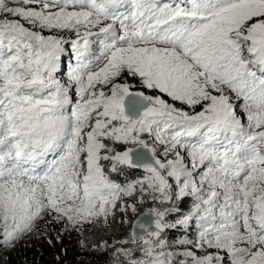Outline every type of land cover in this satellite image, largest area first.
Returning a JSON list of instances; mask_svg holds the SVG:
<instances>
[{"label": "snow or ice", "instance_id": "1", "mask_svg": "<svg viewBox=\"0 0 264 264\" xmlns=\"http://www.w3.org/2000/svg\"><path fill=\"white\" fill-rule=\"evenodd\" d=\"M70 233L264 264V0H0V247Z\"/></svg>", "mask_w": 264, "mask_h": 264}, {"label": "trees", "instance_id": "2", "mask_svg": "<svg viewBox=\"0 0 264 264\" xmlns=\"http://www.w3.org/2000/svg\"><path fill=\"white\" fill-rule=\"evenodd\" d=\"M120 231L122 230L118 229L117 234ZM78 241L79 237L70 233L62 244L50 249L46 239L33 235L19 241L14 248L0 247V264H57L55 258L58 254L61 255L60 264H103V257L83 252Z\"/></svg>", "mask_w": 264, "mask_h": 264}, {"label": "rangeland", "instance_id": "3", "mask_svg": "<svg viewBox=\"0 0 264 264\" xmlns=\"http://www.w3.org/2000/svg\"><path fill=\"white\" fill-rule=\"evenodd\" d=\"M27 238H29V237H25L23 240H25V239H27ZM22 241V240H21ZM51 247L52 246H50L49 244H48V248H50L51 249ZM53 248V247H52Z\"/></svg>", "mask_w": 264, "mask_h": 264}]
</instances>
